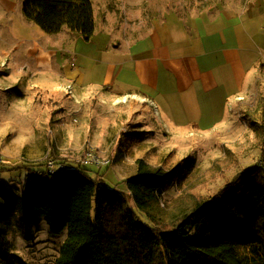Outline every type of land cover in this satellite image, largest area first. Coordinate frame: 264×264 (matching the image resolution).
Wrapping results in <instances>:
<instances>
[{
	"label": "crops",
	"instance_id": "obj_1",
	"mask_svg": "<svg viewBox=\"0 0 264 264\" xmlns=\"http://www.w3.org/2000/svg\"><path fill=\"white\" fill-rule=\"evenodd\" d=\"M23 1L0 0V59L9 64L5 62L7 73L12 65L19 69L4 86L16 85L17 91L0 94V118L12 113L16 118V112L23 111L48 112L47 104L54 100V94L66 95L64 85L70 83L75 99L93 96L97 102L110 104L119 95H131L141 104L153 106L159 116H164L168 129L178 131V125H183L181 119L198 122L217 116L228 98L246 89L256 76L264 75V2L241 11L227 8L190 18L177 13L152 16L143 19L140 28L112 18L110 1L100 4V0H91L94 32L86 41L67 28L55 34L44 32L24 18ZM24 72L30 75L22 76ZM68 98L71 104L74 98ZM63 99L66 108L67 99ZM102 106L94 111L108 112ZM94 111L89 118L95 126L89 130L98 136L90 141L98 149L106 148L110 145L102 144L103 137L117 132V118L107 115L101 121ZM63 113L56 112L50 128L59 141L51 148L56 157L69 155L63 143L75 135L68 131L69 118ZM85 128H79L80 133ZM48 145L52 143L48 141ZM35 150L36 144H28L27 161ZM22 165L14 164L19 169ZM19 169V176H29V182L50 178L30 173L28 168ZM112 171L118 173L108 169L104 176L101 174L102 180Z\"/></svg>",
	"mask_w": 264,
	"mask_h": 264
},
{
	"label": "rangeland",
	"instance_id": "obj_2",
	"mask_svg": "<svg viewBox=\"0 0 264 264\" xmlns=\"http://www.w3.org/2000/svg\"><path fill=\"white\" fill-rule=\"evenodd\" d=\"M104 1H110L108 4L111 16L117 22L140 28L143 26V19L152 16L167 17L177 13L183 18H190L203 12H216L227 8L241 11L253 3L264 2L100 0V4ZM74 33L80 36L79 33ZM5 62L0 59V94L17 91L16 85L4 88L5 83H11L12 78L19 73L14 65L7 73ZM23 75L30 74L24 72ZM54 95V100L47 104L48 112L23 111L16 112V118L13 113L10 117L0 118V264H53L67 235L65 229L57 235H51L49 225L43 218L25 230L19 200L31 178H21L15 163H23L20 166L23 170L32 167L30 170L45 171L46 160L51 157L65 166L75 167L80 164L89 142L101 157H110L112 160L108 166H90L94 175L104 176L108 169L117 170L118 173L112 171L109 178L101 180L106 185L127 193L124 180L135 173L136 157L143 158L147 163L151 162V165L176 171L174 183L165 187L159 200V216L164 220H168L170 214L180 205H189L194 198L206 199L214 196L238 173L264 166L263 74L256 76L246 89L228 98L220 114L198 122L181 119L183 125H178V131L168 129L164 116H159L153 106H145L141 101L132 99L131 95H119L110 104L105 100L97 102L93 96H78L70 104L69 95L64 94L63 97L67 99L66 108L62 95ZM101 104L105 105L102 107L108 112L94 111L95 108L100 109L98 106ZM52 110L66 113L70 122L67 125L68 131L75 133L69 135V141L63 143L69 153L66 157L52 154L54 149L51 148L59 143L50 129L56 116V112H51ZM93 111L101 121L107 115L117 118V132L102 136L106 140L102 144L110 145L106 148L98 149L90 141L98 136L89 130L95 126L89 118ZM77 119L78 122L75 123ZM62 120L67 119L62 117ZM83 126L86 128L80 133L79 128ZM28 140L33 141L28 143L29 146L36 144V150L29 161L25 159V152L28 150L25 142ZM48 141L52 146L48 145ZM187 166H190L188 171ZM8 200L11 203L8 204ZM6 205L8 208L3 207Z\"/></svg>",
	"mask_w": 264,
	"mask_h": 264
},
{
	"label": "trees",
	"instance_id": "obj_3",
	"mask_svg": "<svg viewBox=\"0 0 264 264\" xmlns=\"http://www.w3.org/2000/svg\"><path fill=\"white\" fill-rule=\"evenodd\" d=\"M22 14L48 34L67 28L87 41L94 32L91 0H24ZM135 164L127 193L82 164L55 175L28 168L50 178L29 182L21 195L25 230L43 218L51 235L67 231L53 264H264V166L164 220L159 200L176 171L143 158Z\"/></svg>",
	"mask_w": 264,
	"mask_h": 264
},
{
	"label": "built area",
	"instance_id": "obj_4",
	"mask_svg": "<svg viewBox=\"0 0 264 264\" xmlns=\"http://www.w3.org/2000/svg\"><path fill=\"white\" fill-rule=\"evenodd\" d=\"M64 92L69 95V97H74V91L73 86L70 83H67L64 85ZM127 97L126 95H124ZM131 97V96H128ZM88 147L86 148V152L84 156L80 160V164L85 166H108L111 163L110 157H101L97 152H95L94 148L90 145L89 142ZM66 166L62 162H58L54 160L53 158L49 157L48 160H46L45 169L48 174L55 175L58 172H61L64 170Z\"/></svg>",
	"mask_w": 264,
	"mask_h": 264
}]
</instances>
